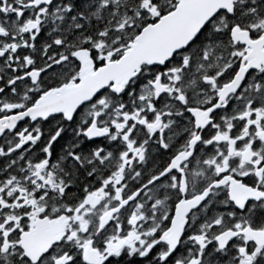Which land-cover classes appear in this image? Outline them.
<instances>
[{
	"label": "snow or ice",
	"instance_id": "1",
	"mask_svg": "<svg viewBox=\"0 0 264 264\" xmlns=\"http://www.w3.org/2000/svg\"><path fill=\"white\" fill-rule=\"evenodd\" d=\"M0 264H264V0H0Z\"/></svg>",
	"mask_w": 264,
	"mask_h": 264
}]
</instances>
